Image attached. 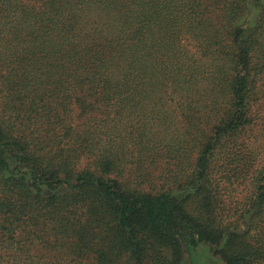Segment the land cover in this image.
I'll use <instances>...</instances> for the list:
<instances>
[{
    "label": "trees",
    "instance_id": "1",
    "mask_svg": "<svg viewBox=\"0 0 264 264\" xmlns=\"http://www.w3.org/2000/svg\"><path fill=\"white\" fill-rule=\"evenodd\" d=\"M263 130L264 0H0V264H264Z\"/></svg>",
    "mask_w": 264,
    "mask_h": 264
},
{
    "label": "rangeland",
    "instance_id": "2",
    "mask_svg": "<svg viewBox=\"0 0 264 264\" xmlns=\"http://www.w3.org/2000/svg\"><path fill=\"white\" fill-rule=\"evenodd\" d=\"M263 135H264V130H263ZM203 255L205 256H200L202 260L201 264H224L217 256H212L211 253H208L207 251H205ZM203 258L205 259L203 260Z\"/></svg>",
    "mask_w": 264,
    "mask_h": 264
}]
</instances>
